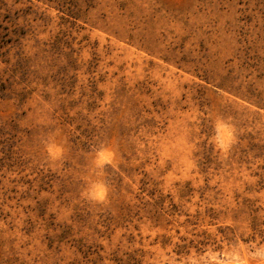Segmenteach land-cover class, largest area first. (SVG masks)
<instances>
[{"label": "rangeland", "instance_id": "1", "mask_svg": "<svg viewBox=\"0 0 264 264\" xmlns=\"http://www.w3.org/2000/svg\"><path fill=\"white\" fill-rule=\"evenodd\" d=\"M0 264H264V0H0Z\"/></svg>", "mask_w": 264, "mask_h": 264}]
</instances>
